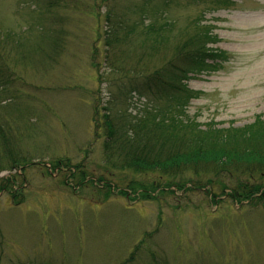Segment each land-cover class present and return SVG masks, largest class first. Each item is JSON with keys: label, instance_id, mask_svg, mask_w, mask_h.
Returning a JSON list of instances; mask_svg holds the SVG:
<instances>
[{"label": "rangeland", "instance_id": "374dc122", "mask_svg": "<svg viewBox=\"0 0 264 264\" xmlns=\"http://www.w3.org/2000/svg\"><path fill=\"white\" fill-rule=\"evenodd\" d=\"M151 8L163 10L172 31L148 66L172 54L199 17L217 37L210 46L230 55L222 69L188 80L200 92L186 107L189 117L201 128L264 119V0H0L1 45L13 58V82L0 91V124L31 161L0 172L17 174L21 186L18 204L0 191V264H264L262 205L226 195L215 203L209 186L153 191L154 173L112 169L104 159L105 129L101 116L100 126L94 122V106L126 107L122 98L109 105L118 78L111 61L127 59L130 68L132 49L145 46L129 34L126 53L115 50L106 60V15L131 24ZM128 98L132 113L146 103ZM59 158L81 165L86 180L78 185L73 169L52 167ZM202 183L209 185L207 177ZM135 184L150 187L149 197L128 191Z\"/></svg>", "mask_w": 264, "mask_h": 264}, {"label": "trees", "instance_id": "16d2710c", "mask_svg": "<svg viewBox=\"0 0 264 264\" xmlns=\"http://www.w3.org/2000/svg\"><path fill=\"white\" fill-rule=\"evenodd\" d=\"M212 1L214 6L233 2ZM151 10L148 18L140 17L131 24L123 16L116 17L110 12L106 15L111 27V35L105 40L106 60L115 50L122 55L126 53L123 42L129 34L135 33L145 45L138 50L132 49L135 53L129 54L128 63L133 64L130 68H125L127 59L121 58L118 65H115L117 60L111 61L115 66L113 74H117L118 78H113L116 90L109 105L122 98L126 107L118 110L107 106L104 108L106 112H101L95 104L93 109L96 126H100L101 116L105 129L103 156L106 163L112 169L121 171L154 173L157 179L151 185L153 191L173 193L170 188L175 187L179 192H187L197 186H209L208 193L215 203H218L216 198L226 195L238 203L254 200V205L264 207V119L257 116L252 123L226 128L217 127L215 122L210 121L201 128L186 113L189 101L200 94L188 88V80L198 74L222 69L230 55L210 46L217 37L211 32V26L200 23L199 17L193 22L195 31L177 44L172 54L161 64L148 66L147 62L156 57L159 49L167 46L172 31L163 10ZM54 40L51 44L59 47V42ZM2 43L0 36V91H6L13 82V71L7 59L13 58L11 49L8 52L7 46ZM1 48L5 55L1 53ZM133 94L146 101L144 107L135 113L127 109L128 97ZM17 141L16 136L0 124V172L21 170L31 164L27 157L20 154ZM60 165L73 169L69 177H77L78 185L86 180L81 165H71L68 159L61 158L51 164L52 167ZM16 175L0 178V191L9 192L18 204L21 198L16 196L21 186L17 185ZM235 175H243L246 181L239 184L241 181L237 182ZM202 177H207L209 185L202 183ZM98 180L102 182L99 177ZM128 187L133 194L149 197L145 193L150 187L139 184ZM109 192L111 186L107 185V194ZM120 193L127 195L128 192Z\"/></svg>", "mask_w": 264, "mask_h": 264}]
</instances>
